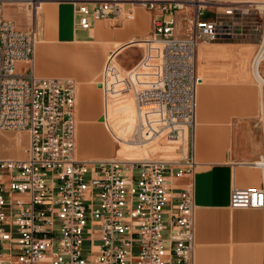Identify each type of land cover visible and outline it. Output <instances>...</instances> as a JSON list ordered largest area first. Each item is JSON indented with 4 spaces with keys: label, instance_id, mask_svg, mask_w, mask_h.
Returning <instances> with one entry per match:
<instances>
[{
    "label": "built area",
    "instance_id": "obj_1",
    "mask_svg": "<svg viewBox=\"0 0 264 264\" xmlns=\"http://www.w3.org/2000/svg\"><path fill=\"white\" fill-rule=\"evenodd\" d=\"M75 3L76 26L85 30L93 20L132 19L136 5L151 14L138 62L123 68L112 52L97 82L107 100L133 99L126 142L135 146L174 139L183 125L194 129L199 44L232 39L251 17L261 35L253 61L264 69V0ZM37 41L35 25L18 28L0 0V128L29 132L23 157L0 158V264H195L194 156L182 146L175 160L79 159L77 83L36 73ZM253 165L261 185L233 187V208L264 211V153Z\"/></svg>",
    "mask_w": 264,
    "mask_h": 264
},
{
    "label": "crops",
    "instance_id": "obj_2",
    "mask_svg": "<svg viewBox=\"0 0 264 264\" xmlns=\"http://www.w3.org/2000/svg\"><path fill=\"white\" fill-rule=\"evenodd\" d=\"M123 1L124 8L127 9L132 6L131 1L136 0ZM211 1L217 6H231L251 0ZM42 2L44 4L41 3V6L47 9L53 7L55 16L53 21L48 22L49 19L43 12L41 18L33 24L40 38L34 56L36 73L41 77L73 78L76 81L79 99L77 132L81 148L77 157L110 158L111 155H106L108 143L106 144L104 130L101 126L89 125L86 121L100 107L97 91L90 83L98 82L95 73L104 52H109L107 57L115 52L117 61L119 54L127 52L138 43L135 40L145 39L150 34L151 14L144 6L136 5L134 18L111 16L109 19L93 20L92 27L86 30L87 36H79V30L85 29L76 26L75 2ZM208 15H211V10ZM238 31L239 34L234 39L241 40L245 45H258L261 35L255 30L251 17L246 26H240ZM141 45L144 43L141 42ZM218 54L220 53L207 54L200 61V70H209L207 58ZM138 60L130 67L120 66L128 69ZM261 73L264 76V69H261ZM197 78L199 85L196 123L191 136L188 129V149L190 148L197 163L194 178L197 205L195 264H263L264 211L257 208L231 207L230 193L233 187H259L262 182V172L253 162L264 153V86H257L255 83L207 84L198 72V61ZM97 86L102 89L98 84ZM211 100L217 103L213 109ZM123 102L115 103L112 112L109 100L104 98L102 101L107 112L102 123L121 142L128 137L124 133L115 132L116 123L112 125L110 121L116 113L120 117L124 115L126 102ZM259 110H263L261 115ZM211 113L219 118H216L215 125L209 123ZM6 133H0V140L8 137ZM150 143L140 148L142 156L157 151L164 154L162 142ZM94 150L99 153L89 155ZM9 151L0 154V157L13 156L12 151ZM186 182L187 179L177 181L180 185Z\"/></svg>",
    "mask_w": 264,
    "mask_h": 264
},
{
    "label": "rangeland",
    "instance_id": "obj_3",
    "mask_svg": "<svg viewBox=\"0 0 264 264\" xmlns=\"http://www.w3.org/2000/svg\"><path fill=\"white\" fill-rule=\"evenodd\" d=\"M13 1V2H12ZM39 1V0H34ZM42 1H60V0H42ZM73 3L78 0H69ZM87 1H93V0H87ZM123 1V0H122ZM128 1V0H127ZM125 2V1H124ZM93 3H90L89 8L92 10ZM38 4H33L31 1L28 2L27 0H11L10 3L4 4V15L5 17H8V19L12 20L18 28L27 29L31 25L35 24L36 21L39 19V14L41 12V9L38 10V13L33 15L34 7ZM47 5H50L47 3ZM34 6V7H33ZM51 20H48L50 22ZM52 24V22L50 23ZM79 36H87L88 32L86 30H79ZM149 35H146L145 38H147ZM40 38L38 37V41L36 43V47L39 44ZM134 46H131V48L124 52L123 54L118 55L117 63L118 65H123L126 67L132 66L140 57L143 51V45H141V42L144 43L143 39L135 40ZM140 43V44H139ZM222 44L228 51L223 52L222 54H218V56H213V58H207L208 68L209 70H200V61L205 58V56L209 53H213L209 50L203 49L202 55L198 58V72L200 75H202L204 82L207 84H244V83H255L257 86L259 85V82L254 78L252 73V62L253 57L255 55L256 49L258 45H245L243 44L241 40L238 39H229L224 41H215V42H207L204 44ZM221 46V45H220ZM109 52H104L102 60L100 62V66L97 69L95 75L97 76L96 80L100 78L101 71L103 69L105 60L107 58V54ZM121 60V61H120ZM25 63L21 62L18 63V68L24 66ZM94 75V77H96ZM93 78V77H92ZM90 86L97 91L98 94V100H99V110L92 113V115L88 118H86V121H88L89 125H99L102 127L106 134L108 147L106 149V155L111 156H120V157H136L141 155L140 149H136L133 147H124L121 144H118V141L116 138L113 137V135L106 129L105 125L102 123V120L104 119V115L107 114L104 103L102 104L103 99L105 98V93L103 90L98 89V86L96 84V81H93L90 83ZM216 98H218V95H216ZM107 100V99H106ZM121 101H124L123 104L126 102L125 105V113L121 117L117 115V113L112 117L110 123L114 125L116 123L114 130L117 133L126 134L125 137H128L131 133V124H132V116H133V99L131 97H125L123 99H117V98H109V104L111 111L113 112V109L115 107V103L121 104ZM211 100L212 109L213 106H216V102ZM259 102V109H260V100ZM79 110V99H77V119L79 118L78 114ZM261 111L259 110V115H261ZM108 117H111L109 115ZM218 116L213 115V113L210 114L209 123L212 125L216 124V120ZM190 130V136L193 133V127H189ZM6 133V135L10 138H2L0 140V154H4L6 152L12 151L13 156L9 155H2L5 157L0 158H21L25 155V149L28 147L29 142V132L24 130H13V129H4L0 128V133ZM9 132V133H8ZM15 137V138H14ZM163 140V141H161ZM159 142H162V145H165L164 140L161 139ZM157 141H154L155 143ZM152 142L150 144H153ZM9 144V145H8ZM172 146L164 147L162 148L164 154H160V151H157L156 153H152L151 155H145L144 157H152V158H159V159H171L173 157V152L177 146V142H172ZM80 145L78 142V132H77V152L80 151ZM84 150V149H83ZM179 149H177L176 155L174 156V159H178L180 156L178 155ZM89 152V150H87ZM167 152V153H166ZM99 152L97 150L90 151L89 155L98 154ZM103 152H101L102 155ZM186 153L191 156V150L188 149V139H187V149ZM110 157V156H109ZM197 170V169H196Z\"/></svg>",
    "mask_w": 264,
    "mask_h": 264
},
{
    "label": "bare ground",
    "instance_id": "obj_4",
    "mask_svg": "<svg viewBox=\"0 0 264 264\" xmlns=\"http://www.w3.org/2000/svg\"><path fill=\"white\" fill-rule=\"evenodd\" d=\"M3 1H4V4H7V3H10L11 2V0H3ZM27 1L28 2L31 1L33 4H35V3L38 4L35 7L33 6L35 8L34 11H33L34 12L33 15L36 14V13H38V10L41 9V12L39 14V18H41V13L45 12L46 13L45 14L46 15V18L49 19V20H51V21H53V18L55 16L54 11H53V7H49L47 9L46 7L41 6V3H43L42 0H39L37 2L34 1V0H27ZM120 1L121 2H124L122 0H120ZM20 2H21V0H20ZM122 5H124V3ZM260 7L262 9H264V4L263 5H260ZM121 18H123V17L121 16ZM203 49L209 50L211 52L220 53V54H222L223 52H226V48L224 46H222V44H219V43L218 44H215V43H212V44H204V43H201V44H199L198 49H197V60L202 55ZM21 62L25 63V61H19L18 63H21ZM252 63H253L252 64V73H253V76L259 82L260 86L263 87L264 86V76L261 73L260 64L258 63L257 58H255V60ZM262 107H263V102H262ZM261 113H263V110L261 111ZM134 120H135V107H134V102H133V116H132L131 132H132V130L134 128ZM195 123H196V121H195ZM77 124H78V119H77ZM194 127H195V124H194ZM181 129H183V130L178 135V137H176L174 139H171V140H166V139L164 140V142H165L164 147L172 146L171 145L172 142H177L178 143V146L174 150H172V152L174 154L173 157L171 159H166V160H175L174 159V156L176 155V152L175 151L178 148H181L183 146V148H184L185 151L187 149L188 127L186 125H183V126H181ZM24 131L27 132V130H24ZM159 140H161V139H156V140H153V141H150V142L159 141ZM161 141H163V140H161ZM28 144H29V142H28ZM121 145L124 146V147H133V148H136V149H138V148L140 149L141 148L139 146H135V145L131 144L130 142H126V140L125 141H122L121 142ZM26 149H25V151H26ZM112 157H114V156H112ZM112 157H110V158H112ZM117 157L118 158H121L122 160H125V161H135V160L152 158V157H144L142 155L136 156L133 159L126 158V157H123L122 158L120 156H117ZM106 159H109V158H106ZM82 160H93V159H82Z\"/></svg>",
    "mask_w": 264,
    "mask_h": 264
}]
</instances>
